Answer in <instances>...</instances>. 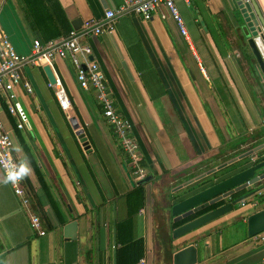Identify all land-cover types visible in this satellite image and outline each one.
<instances>
[{"label":"crops","instance_id":"crops-1","mask_svg":"<svg viewBox=\"0 0 264 264\" xmlns=\"http://www.w3.org/2000/svg\"><path fill=\"white\" fill-rule=\"evenodd\" d=\"M173 1L188 38L169 16L156 13L145 21L117 13L122 0H0V35L19 55H30L33 40H60L71 31L90 47L144 170L136 179L94 90L79 86L68 58L25 62L12 91L26 123L17 128L4 92L0 123L19 168L27 169L29 208L0 170V264H115L120 241L136 240L144 250L138 264H172V255L190 244L199 250L196 264H262L264 247L252 244L245 223L264 210L257 193L264 166L253 172L254 184L233 196L244 198L241 214L171 237L175 197L234 159L216 173L264 162V67L249 44L257 28L245 24L242 0ZM254 2L264 21V0ZM108 11L116 13L111 31L103 27ZM93 22L99 34L86 28ZM44 66L64 89L67 110L56 101ZM138 186L144 203L130 214L127 198ZM29 209L41 219L43 235L30 228ZM70 222L77 223L73 239L64 232Z\"/></svg>","mask_w":264,"mask_h":264},{"label":"built area","instance_id":"built-area-1","mask_svg":"<svg viewBox=\"0 0 264 264\" xmlns=\"http://www.w3.org/2000/svg\"><path fill=\"white\" fill-rule=\"evenodd\" d=\"M182 2L188 5L190 0H182ZM242 4L250 6V0H242ZM162 8L165 12H161ZM125 11H130L145 21L150 20L156 13H159L163 19L169 16L177 25L180 34L188 38L183 19L173 0H122V4L117 13ZM115 14L111 11L105 13L106 21L103 24L104 30L111 31L113 29ZM95 25L96 23L93 22L86 23L85 26L86 28L94 26L91 30L94 34H99L101 30L99 26ZM255 27L257 29L256 33L252 36V41L264 67V31L259 22ZM31 45L30 55L22 56L15 52L7 38L0 35V92L5 93L9 113L15 115L19 120L17 128L22 129L24 123H26V116L12 91L21 82V65L25 62L36 64L41 60L49 63L54 57L68 58L75 68L76 80L79 86L84 90L90 88L94 90L96 102L102 109V116L114 130L120 140L122 149L130 158V164L132 165L135 178H142L144 176V170L139 165L140 156L138 154V145L130 136L128 123L116 111L113 100L109 95L104 75L100 71L97 63L90 58V47L80 44L73 31L69 32L66 37L60 40H51L45 43L39 40H33ZM51 86L54 89V96L59 106L61 109L67 110L69 108V101L64 89L56 80ZM24 88L28 93H31V89L27 84L24 85ZM19 169L18 162L13 153L12 140L0 123V170L13 194L20 198L25 208H29V197L25 193L23 176L21 175L16 179L15 183L6 179V174L9 171L18 172ZM257 193L260 203L264 206V188ZM250 206L255 208L256 203L251 202ZM28 220L30 228L34 232L39 235L45 233L39 217L30 209L28 211ZM250 241L254 245L264 247V231L250 237ZM140 263L144 264V261L141 260ZM262 264H264V256Z\"/></svg>","mask_w":264,"mask_h":264},{"label":"water","instance_id":"water-1","mask_svg":"<svg viewBox=\"0 0 264 264\" xmlns=\"http://www.w3.org/2000/svg\"><path fill=\"white\" fill-rule=\"evenodd\" d=\"M250 5L253 7L255 14L252 12L247 13L249 6L245 4H240L239 7L241 13H243L245 24L247 26H251L256 25L259 22L264 31V21L254 0H250ZM249 44L251 48L255 50V54L258 56L257 59H259V61L262 63L252 39H250ZM43 70L49 83L53 85L55 83V78L50 68L48 66H44ZM234 161H236V159L218 167L217 169L211 170L206 176L212 177L208 178V180L205 182L199 183L196 185V187L191 188L186 193L174 198L176 199L175 202L170 204V213L171 216L174 217V222L180 221L195 214H201L178 226L177 228H174L171 233V237L173 239L182 238L189 233L209 225L211 222L224 218L228 214L237 212V215H239L242 213L238 212L239 209L237 207L244 198H233V196L257 181V178L253 176V172L256 169L263 167L264 162L240 170H231L225 172L222 171L216 173ZM204 177L205 175L198 178L197 180H200ZM261 178H264V175ZM233 218L234 216L227 218V220H231ZM236 223L237 221H235L233 224ZM245 224L246 235L249 238L263 232L264 210L250 213L246 217ZM76 225V222H70L66 224L64 226L65 235L68 233L67 236L73 239ZM198 251L199 250L196 244H190L172 255V264H196L199 254Z\"/></svg>","mask_w":264,"mask_h":264},{"label":"trees","instance_id":"trees-1","mask_svg":"<svg viewBox=\"0 0 264 264\" xmlns=\"http://www.w3.org/2000/svg\"><path fill=\"white\" fill-rule=\"evenodd\" d=\"M69 34V32H68ZM67 34V35H68ZM42 43H45L47 41H40ZM23 176V175H22ZM24 186L29 192V185L27 183V180L23 176ZM129 202V207L133 206L130 210V214H134L138 211L140 207L143 206L144 201V192L141 186L136 187L127 198ZM36 206L38 208V204L33 201V207ZM35 208V207H34ZM35 213V212H33ZM201 214V213H199ZM199 214H195L192 216H189L187 218H184L180 221L175 222L170 228L174 229L175 227L182 225L193 218L197 217ZM39 217V216H38ZM40 219V218H39ZM45 221V218L42 217V221ZM41 221V219H40ZM125 223V222H124ZM42 224V223H41ZM119 230V228H118ZM144 253L143 245L141 240H136L134 242L130 243H124V241H120V247L116 249L115 251V264H138V261L140 258H142Z\"/></svg>","mask_w":264,"mask_h":264},{"label":"clouds","instance_id":"clouds-1","mask_svg":"<svg viewBox=\"0 0 264 264\" xmlns=\"http://www.w3.org/2000/svg\"><path fill=\"white\" fill-rule=\"evenodd\" d=\"M26 172H27V169L24 167H21L18 172L9 171L6 174V179L15 183L16 179H18L23 173H26Z\"/></svg>","mask_w":264,"mask_h":264},{"label":"rangeland","instance_id":"rangeland-1","mask_svg":"<svg viewBox=\"0 0 264 264\" xmlns=\"http://www.w3.org/2000/svg\"><path fill=\"white\" fill-rule=\"evenodd\" d=\"M234 234V233H233ZM241 236V232H240V234H237V235H231V239H233V240H237L239 237Z\"/></svg>","mask_w":264,"mask_h":264}]
</instances>
